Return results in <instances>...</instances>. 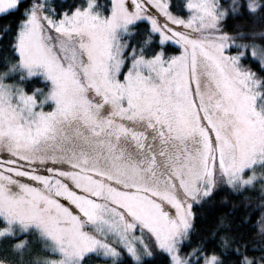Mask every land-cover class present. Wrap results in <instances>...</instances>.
<instances>
[{
  "label": "snow or ice",
  "instance_id": "1",
  "mask_svg": "<svg viewBox=\"0 0 264 264\" xmlns=\"http://www.w3.org/2000/svg\"><path fill=\"white\" fill-rule=\"evenodd\" d=\"M0 264H264V0H0Z\"/></svg>",
  "mask_w": 264,
  "mask_h": 264
},
{
  "label": "trees",
  "instance_id": "2",
  "mask_svg": "<svg viewBox=\"0 0 264 264\" xmlns=\"http://www.w3.org/2000/svg\"><path fill=\"white\" fill-rule=\"evenodd\" d=\"M216 214H218V209L216 208H210L207 210V216L209 219H211Z\"/></svg>",
  "mask_w": 264,
  "mask_h": 264
}]
</instances>
